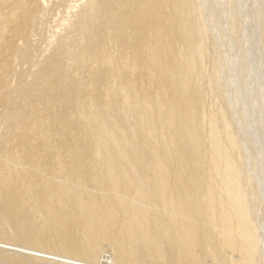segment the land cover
Wrapping results in <instances>:
<instances>
[{"label":"bare ground","instance_id":"bare-ground-1","mask_svg":"<svg viewBox=\"0 0 264 264\" xmlns=\"http://www.w3.org/2000/svg\"><path fill=\"white\" fill-rule=\"evenodd\" d=\"M89 4V9L100 15L96 14L101 23L106 22L111 30L117 31L111 33L114 35H110V41L119 51V56L115 55V67L121 75L117 76L121 78V89L118 93L110 89L109 98L102 102L99 89L103 87V75L78 87L67 73L58 82L57 78V83L54 79V85L51 83L62 94L58 101L54 93L55 100L48 95L49 89L46 90L50 76L46 85L27 89L30 97L39 100L35 106V102L27 100L31 103L27 117L33 123V140L30 139L33 142L26 144L27 151L19 162L28 170L9 174L10 161L5 164L7 172L0 174V235L8 229L12 239L22 246L15 248V242H11L13 247L0 245L8 250L0 256V261L5 264H42V260L93 264L41 254L39 249L95 259L101 243L108 241L113 245L118 264H203V255H215L213 249L219 245L236 247L238 251L240 245L243 260L231 264H255L256 248L260 246H256L257 231L252 228L255 224H250L249 201L240 185L241 167L233 163L234 156L223 152L221 139L213 129L208 133L207 149L204 144L207 135L200 127L202 50L194 46L193 38L194 33L202 34L203 29L191 22L194 3L192 0H90ZM109 27L101 31L106 32ZM90 30L83 33L84 46L71 51L70 56L77 61L76 68L79 61L87 74L93 71L91 62L101 70L112 58L109 47L106 49L103 39L97 38L99 29L96 36L89 35ZM58 59L55 57V61ZM130 69L138 71L133 79L126 75ZM108 71L111 73L112 69ZM142 83L149 86L147 90L139 87ZM87 88L90 91L84 96L83 90ZM121 95L124 99L120 101ZM23 106H18L19 116ZM37 108L54 109L47 116L50 122L37 116ZM19 116L11 119L18 120ZM53 134L61 139L52 141ZM237 139L240 146L241 139ZM242 151L243 155L245 150ZM0 153L7 155L8 151L3 148ZM32 204L44 215L42 224L29 216ZM165 245L168 249H164ZM195 247L201 248L202 253H197ZM228 261L223 259L220 264H230Z\"/></svg>","mask_w":264,"mask_h":264},{"label":"rangeland","instance_id":"rangeland-1","mask_svg":"<svg viewBox=\"0 0 264 264\" xmlns=\"http://www.w3.org/2000/svg\"><path fill=\"white\" fill-rule=\"evenodd\" d=\"M94 1L99 2V0H94ZM197 2L199 5L197 4ZM86 3L89 4L90 0H76V1L75 0H63V1L62 0H24V1L0 0V19L2 18V20H0V31H1L0 32V115H1L0 116V151L3 148H6V150L8 151L7 155L0 153V174L3 172L4 173L7 172V169L5 168L10 161H12V163H10L11 165L8 166L10 171L8 172L9 174L17 175L21 171L28 170L26 169L28 167H26L25 164H22L19 161H21L20 159L21 156L25 154L27 151L26 144L33 142L31 141L33 140L32 138L33 123L27 117V114L29 113L31 108L30 102H32L33 104L35 102L34 106L39 105L38 102L39 100L37 101V99H33V97H30V94H28L29 90L27 89H29L30 86L45 84L48 77L50 76L49 77L50 83H47V85L45 84L47 87L46 90L49 89L47 90V92L49 93L50 91V94L48 93L47 94L50 97L52 96V98L54 97L53 95L55 94V97L57 99L54 97V100L56 99L55 101H58L62 98V94L58 92L59 90H56L55 86H52V84L53 85L55 84L57 78H58L57 82L60 81L61 78L67 73L66 75L68 76L70 75L69 78H71V82L76 84V86L78 87L84 86L85 84L88 83L90 84L92 81H95V79H98L99 76L103 75L105 82L104 80L102 81L103 87L101 86L102 89L101 88L99 89L100 98H101L100 100L102 102L104 99L109 98L108 97L109 93H111L112 90H113L112 92L118 93L119 89H121V87H119L121 86L120 84L121 78H118L119 76L121 77V75L118 72H116L117 67H115L117 66L116 56L117 57L119 56V51L118 48L116 47L113 48L112 46L113 42L110 41L112 40L110 39V35L112 37L114 34H116L117 31H115V29H113L115 32L111 30V27H109V25H107L106 22L101 23L102 19H100V17H99L100 20L97 18L100 15L95 11H93L91 8L89 9L90 4L88 5ZM192 3H194L192 5V9H193L192 13H194V17H192L191 22L194 24V26H197L196 24H199L203 29L202 34L194 33L193 42H194V46H200L202 50V54H201L202 66L200 68V87H199L200 102L198 104V116L200 118L201 130L204 133V135H207L206 140H204L205 141L204 144L206 143L205 146L208 149L209 148L208 133H210L212 129L215 130L218 137L221 139L223 152L230 155V157L231 155L234 156V159L233 157H231L233 163L234 164L236 163L237 167L239 168L241 167L240 170H242L241 171L242 174L239 179L241 180L240 185H242L241 188L243 190L244 195L247 196L246 201L247 202L249 201L248 204L250 205V207L249 206L248 207L249 209H251L249 213H252L249 214V221L251 226L253 225V223L255 224V226L253 225L252 228L254 227L253 229H255V232L257 231L256 241L257 242L260 241L259 243H261L260 245L259 243L256 242V246L258 247L260 246L259 247L260 249L256 248L257 254L254 263L264 264V254H263L264 253V0H192ZM58 6L60 7L58 8ZM96 14L98 16H96ZM93 15L95 16V19ZM90 19L92 21H90ZM205 21L208 22L204 24ZM79 22L81 25L79 24ZM90 22L91 24L93 23L92 25L93 29L91 28ZM77 23L79 27L77 26ZM100 23L105 25L102 26L100 25ZM83 24L85 27L83 26ZM100 27L101 28L104 27L105 29H107L106 27H109L108 28L109 31L107 30L106 31L107 33L103 32L101 30H105V29H100ZM79 28H83V29H79ZM86 28L87 30H90L91 28L89 35L92 36L93 35L96 36L97 33L96 31L99 29L98 33H100V35L98 36L97 33V38L101 40L103 39V42H105V46L107 45L106 49L109 47L108 52L110 55H112V58L108 60V63H105L103 69L101 70L96 67V63L94 61L91 62L90 64L91 68L93 66L94 68H92L93 71H91L90 74L84 72V69L82 70L79 61H78L79 64L77 65L76 68L77 61L75 62L74 57L73 58L70 57L72 54L71 51H73L74 49H81L84 46L83 36L85 34L83 33L87 31ZM110 30L113 32H111ZM211 30L213 33H211ZM77 31L80 32V34L79 33L77 34ZM73 32H74V36H76L77 34L76 37L73 36ZM108 33L110 34L107 35ZM93 38L96 39V37ZM75 42L76 44L77 43L78 44L75 45L74 44ZM72 46L73 47L76 46V47L73 48ZM208 49L210 51H208ZM57 50L59 53L57 52ZM63 54L65 57L63 56ZM209 55L211 60L209 59ZM55 57L56 60L59 57L58 59L59 62L55 61ZM209 61H210V66H208ZM58 66H59V70H57ZM72 66L74 69L71 68ZM78 66L80 67L78 68ZM207 69L210 70L209 71L210 73L208 72ZM108 70H110L111 73ZM130 70H128V73L126 75L129 76V78L132 76L133 79L134 76L138 73V71L134 69L133 70L130 69ZM47 71L50 73H48ZM132 73L133 75H131ZM51 74L53 76H51ZM59 74L61 77L59 76ZM107 74L108 76H106ZM34 76L35 77L38 76V77L35 78ZM212 79H214L215 82L214 80L212 81ZM49 85H51L52 87L50 88ZM115 87L117 88V90ZM139 87H141V89L145 91L148 89L149 86L146 83H142V85ZM103 88L105 89V91ZM12 90L13 91L15 90L17 93L15 92L16 94H14ZM86 90H83L84 96H87L85 92L88 93L90 91L89 88H87ZM34 92H35L34 94H36V91ZM58 93L61 95H59ZM39 95L37 94L38 97ZM215 95L217 96V98ZM219 96L223 97V98L221 97L223 101ZM122 97L123 96L121 95L120 101L124 99ZM39 99L41 98L39 97ZM82 99H84L83 96ZM27 100L30 102H27ZM218 101L221 103L219 104ZM5 102L7 104L6 106L4 104ZM25 103L28 104V106H26ZM23 105L25 106V108L27 107L26 110ZM13 106L15 109L13 108ZM18 106H23L21 110L22 115L20 116H19L20 110L18 109ZM40 109L41 108L36 109L38 112L35 110L37 116L39 117L43 116L44 119L47 118L46 119L47 122H50L51 119H48L49 117L47 116H49L48 114H50V112H53L54 109L51 108L50 110L52 111H50L48 108H42L45 111L48 110L47 112H45L41 109L45 114L42 113ZM12 111L13 112L15 111L14 112L15 115ZM10 112H12L11 115ZM17 115L19 116L18 120L11 119L12 116L17 117ZM23 115L25 117H23ZM7 116L10 117L7 118ZM16 120L19 123L15 122ZM20 123L22 124L20 125ZM24 123H26L25 127H24ZM12 124L13 126L11 129ZM28 131L31 133H29ZM12 133L15 135H13ZM22 135L24 136L26 135V136L24 137ZM51 137H52L51 139L52 141L61 139L60 138L61 136L54 134ZM24 138H26L27 140ZM237 138H239V140L241 139L242 141H244L242 142L240 140L241 143L240 146H239V142L237 141L238 140ZM19 140L21 142H19ZM207 140L208 142H206ZM18 142L19 145L17 146ZM243 143L246 144V147L245 145H243ZM242 149L245 150L246 154L244 152L242 155L243 152ZM16 159H18V162ZM7 160H9L8 163ZM234 160H236V162H234ZM243 163L246 166H243L244 165ZM243 171L245 172L243 173ZM244 178H246L247 182L245 181ZM259 185L263 187L260 188ZM246 192L248 195L246 194ZM31 207L33 208L29 216L37 220V222L39 221L40 224H42L41 223L43 221L42 217H44V215L38 213L35 210L36 208L33 204L31 205ZM40 215H41L40 217L41 219H39ZM251 216L253 221L251 220ZM258 234L259 237H261V239L257 237ZM11 239H12L11 233L10 231H8V229H6L4 235H0V243H1L0 245H6V246L12 245L13 247L14 244H12L11 242L14 243L15 241L13 239L12 241ZM16 245L22 246V244L18 242H15V246H14L15 248L16 247L18 248L19 246ZM164 247H165L164 249H168V245H165ZM237 247H239L241 250L240 245ZM4 249H5L4 247L0 246V250H1L0 256L3 254V252L8 251ZM194 249L197 253L199 254L202 253L201 248L195 247ZM237 249L238 248L236 247L234 249V248H223L221 245L216 246L215 249H213L216 250L215 253L216 257L214 254H208L210 257L207 255L205 256L203 255V264H220L221 262H223V259H226L227 261L229 260L228 263L230 264L239 262L243 257L242 256L243 253L242 250L238 251ZM39 250L41 254L52 255L58 258L70 257L80 261H84L85 263L102 264L103 261H107L106 264H118L115 260V250L113 248V245L108 241L101 243V246L99 248V251L95 259H89L86 257H75L68 255L62 251L52 250V249L51 250L39 249ZM258 251H259V259L257 257ZM239 252L241 253V256ZM204 260L206 263H204ZM42 261H43L41 262L42 264L53 263L51 260H42ZM0 262H1L0 264H5L3 261ZM53 264H57V263H53Z\"/></svg>","mask_w":264,"mask_h":264}]
</instances>
